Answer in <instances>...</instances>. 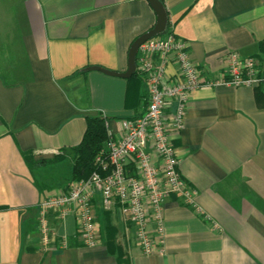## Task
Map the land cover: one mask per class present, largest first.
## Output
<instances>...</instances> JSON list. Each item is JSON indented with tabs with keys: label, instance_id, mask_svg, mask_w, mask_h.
Masks as SVG:
<instances>
[{
	"label": "crops",
	"instance_id": "obj_1",
	"mask_svg": "<svg viewBox=\"0 0 264 264\" xmlns=\"http://www.w3.org/2000/svg\"><path fill=\"white\" fill-rule=\"evenodd\" d=\"M163 5L207 80L224 74L233 51L258 59L264 85V0ZM10 18L21 27L23 69L0 77V264H264V107L254 88L222 85L192 92L181 131L170 134L178 172L202 213L178 196L165 198L162 253L144 255L117 207L106 211L99 200L96 247L79 243L72 215L49 219L67 246L59 239L43 246L37 206L64 192L67 182L48 175L66 162L70 174V149L81 142L86 117L104 118L117 139L123 122L144 110L142 81L89 68L124 73L131 44L156 16L146 0H0V19ZM24 155L36 163L32 169Z\"/></svg>",
	"mask_w": 264,
	"mask_h": 264
},
{
	"label": "built area",
	"instance_id": "obj_2",
	"mask_svg": "<svg viewBox=\"0 0 264 264\" xmlns=\"http://www.w3.org/2000/svg\"><path fill=\"white\" fill-rule=\"evenodd\" d=\"M173 64V75L166 71ZM224 74L207 80L190 59L186 42L175 36L172 24L144 44L136 55L135 72L146 91V106L135 118L125 120L121 135L114 139L107 131L105 150L95 158V169L82 180L73 181L66 191L43 199L37 206V229L43 246L59 239L61 248L67 239L58 236L50 217L59 221L72 215L76 221L79 243L87 248L101 241L96 219L95 200L109 211L117 207L127 229L133 231L137 247L146 255L164 249L162 203L175 195L197 213V192L178 172V160L170 134L179 133L190 95L201 87L226 86L254 88L263 78L259 61L228 52ZM172 103L173 112L167 111Z\"/></svg>",
	"mask_w": 264,
	"mask_h": 264
},
{
	"label": "trees",
	"instance_id": "obj_3",
	"mask_svg": "<svg viewBox=\"0 0 264 264\" xmlns=\"http://www.w3.org/2000/svg\"><path fill=\"white\" fill-rule=\"evenodd\" d=\"M159 1L163 4V0ZM128 80H136L137 82H141V79L136 72L130 78H128ZM254 98L258 106L264 107L263 81L254 87ZM145 106L146 99L143 103L144 108ZM107 140L106 120L100 117H86V129L82 140L77 146L70 149V153L72 155L70 178L67 181L66 186H64V191H66L69 183L86 179L91 175L95 169V158L101 151L105 150ZM56 159L59 161L62 159V157H58ZM24 160L30 169L36 165V163H34L27 155H24Z\"/></svg>",
	"mask_w": 264,
	"mask_h": 264
},
{
	"label": "rangeland",
	"instance_id": "obj_4",
	"mask_svg": "<svg viewBox=\"0 0 264 264\" xmlns=\"http://www.w3.org/2000/svg\"><path fill=\"white\" fill-rule=\"evenodd\" d=\"M16 13H17V7ZM21 35V27L16 24L11 23L10 20L0 19V77L9 79L13 76L19 75V71L23 68L21 65V57H20V49L19 39ZM20 63V66H19ZM16 64L19 66L15 67ZM13 66V68H12ZM13 70V73H12ZM69 163H63L61 166L53 168L52 171L49 172V182L54 180H61L64 183L69 180ZM37 178H40V176ZM62 178V179H59ZM70 184V183H69Z\"/></svg>",
	"mask_w": 264,
	"mask_h": 264
},
{
	"label": "water",
	"instance_id": "obj_5",
	"mask_svg": "<svg viewBox=\"0 0 264 264\" xmlns=\"http://www.w3.org/2000/svg\"><path fill=\"white\" fill-rule=\"evenodd\" d=\"M146 1L149 3L151 9L155 13L156 21L153 28L150 31L139 36L131 44L127 54V70L124 73L108 71L100 67H90L89 70L98 71L105 75L119 77L122 79H128L135 73L136 55L139 47L149 39L159 34H162L166 28V24L168 20L164 5L159 0H146Z\"/></svg>",
	"mask_w": 264,
	"mask_h": 264
}]
</instances>
